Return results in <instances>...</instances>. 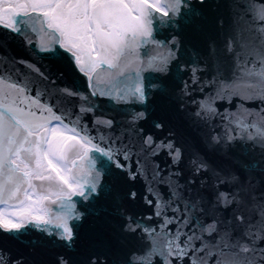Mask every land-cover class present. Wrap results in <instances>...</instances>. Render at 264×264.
<instances>
[{"label":"snow or ice","instance_id":"snow-or-ice-1","mask_svg":"<svg viewBox=\"0 0 264 264\" xmlns=\"http://www.w3.org/2000/svg\"><path fill=\"white\" fill-rule=\"evenodd\" d=\"M0 264H264V0H0Z\"/></svg>","mask_w":264,"mask_h":264}]
</instances>
